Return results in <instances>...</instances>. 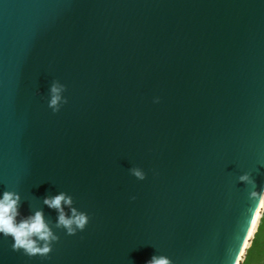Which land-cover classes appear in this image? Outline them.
I'll list each match as a JSON object with an SVG mask.
<instances>
[{"label":"water","instance_id":"water-1","mask_svg":"<svg viewBox=\"0 0 264 264\" xmlns=\"http://www.w3.org/2000/svg\"><path fill=\"white\" fill-rule=\"evenodd\" d=\"M6 191L58 239L0 233V264H231L264 195V0H0Z\"/></svg>","mask_w":264,"mask_h":264},{"label":"clouds","instance_id":"clouds-1","mask_svg":"<svg viewBox=\"0 0 264 264\" xmlns=\"http://www.w3.org/2000/svg\"><path fill=\"white\" fill-rule=\"evenodd\" d=\"M53 95L50 101V107L54 111H59L58 103L61 99L59 93L60 88L55 85L51 89ZM156 102H159L158 99ZM65 103L67 101L65 100ZM133 174L139 179H144V174L133 169ZM242 181L247 180V176H241ZM256 197V193L252 194ZM18 201L19 196L12 192H5L3 198L0 199V233L4 236H11L14 240L12 248L14 251L23 250L24 254L29 257L33 256H48L53 248L52 241H56L58 238L53 235L49 226L46 224L43 213L37 211L35 215L28 217L25 220L16 222V217L19 215L18 212ZM62 202L64 204L71 205L72 200L70 197H66L65 194L61 193L52 198H45L44 203L50 207L56 209L60 215L58 218V226H63L68 230L69 235H73L76 229L83 230L85 225L88 223V216L84 213H77L75 209H72V217L66 218L64 210L62 208ZM264 215V195L260 197V203L257 208L253 211L250 221L247 224L246 231L244 227L242 232L244 235L239 237V251L236 253L235 258H231V264H242L244 256V244L248 240V234L256 229L259 219ZM75 226V228L73 227ZM34 237L36 239H34ZM44 241L43 246H38L37 241ZM145 264H170V261L164 257L153 256L150 260L146 261Z\"/></svg>","mask_w":264,"mask_h":264},{"label":"trees","instance_id":"trees-1","mask_svg":"<svg viewBox=\"0 0 264 264\" xmlns=\"http://www.w3.org/2000/svg\"><path fill=\"white\" fill-rule=\"evenodd\" d=\"M258 219L257 227L244 251L242 264H264V215Z\"/></svg>","mask_w":264,"mask_h":264},{"label":"bare ground","instance_id":"bare-ground-1","mask_svg":"<svg viewBox=\"0 0 264 264\" xmlns=\"http://www.w3.org/2000/svg\"><path fill=\"white\" fill-rule=\"evenodd\" d=\"M253 232H254V230L252 231V234H253ZM250 237H251V236H249V234H248V238H249V239H250Z\"/></svg>","mask_w":264,"mask_h":264},{"label":"snow or ice","instance_id":"snow-or-ice-1","mask_svg":"<svg viewBox=\"0 0 264 264\" xmlns=\"http://www.w3.org/2000/svg\"><path fill=\"white\" fill-rule=\"evenodd\" d=\"M251 235H252V232L249 233V236H251ZM245 244H246V243H245Z\"/></svg>","mask_w":264,"mask_h":264},{"label":"rangeland","instance_id":"rangeland-1","mask_svg":"<svg viewBox=\"0 0 264 264\" xmlns=\"http://www.w3.org/2000/svg\"><path fill=\"white\" fill-rule=\"evenodd\" d=\"M250 239H251V237H250ZM247 246H248V244H247Z\"/></svg>","mask_w":264,"mask_h":264}]
</instances>
